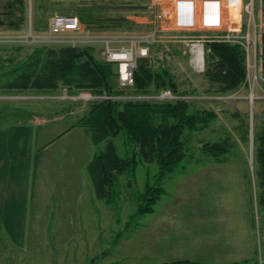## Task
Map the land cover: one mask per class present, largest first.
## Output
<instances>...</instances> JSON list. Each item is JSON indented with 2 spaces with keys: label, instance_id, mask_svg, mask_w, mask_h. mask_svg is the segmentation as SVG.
Instances as JSON below:
<instances>
[{
  "label": "rangeland",
  "instance_id": "obj_1",
  "mask_svg": "<svg viewBox=\"0 0 264 264\" xmlns=\"http://www.w3.org/2000/svg\"><path fill=\"white\" fill-rule=\"evenodd\" d=\"M91 2L147 5L148 1L94 0L81 4ZM78 3L76 0H0V13L10 12L9 17H0V23L11 24H0V175L11 179L7 196L0 183L2 199L6 196L7 201L14 189L19 193L16 183L24 185L21 198L13 196L20 201L21 211L7 213L4 227L0 223V264H166L178 260L264 264V208L260 204L255 161L256 136L264 126V77L260 66L251 69L241 89L220 94L205 78L206 67L204 71L193 67L188 49L184 46L162 49L161 43L151 49L150 65L155 69L168 68L174 75L177 90L132 93L135 86L120 84L119 64L115 65L118 78L114 88L121 92L117 94H97L92 89H69L63 85L46 93L5 88L9 81L4 75L6 71L20 66L39 50L37 47H55L21 43L15 38L30 31L45 35L55 14L80 18ZM260 7L262 0H256L257 21H260ZM81 13L92 16L84 23L92 34L142 35L157 27L162 36V22H157L154 13L148 10ZM110 17L129 18V21L107 22L105 19ZM247 23L248 17L244 16L243 25L247 27ZM93 51L99 61L109 63L102 47ZM163 55L167 57L164 61ZM166 90L189 98L185 101L150 98ZM82 93H92L98 100L77 99ZM106 101L186 102L197 110L213 111L218 117L205 130L187 132V157L181 168L158 182V165L141 162L136 171L119 177L108 201L97 196L87 168L107 142L96 145L83 129H76H81L77 123L90 112L91 104ZM8 111L22 115L23 123L33 115L34 124L45 122L50 127L54 123L55 128L47 132L50 141L37 147V129L30 137L29 128L15 127L12 139L13 134L5 133L7 128L2 123ZM59 123L65 127L63 132ZM225 139H230L232 145L225 162L217 163L201 154L200 147L204 144ZM113 141L122 158L132 155V144L126 138L120 136ZM10 162L13 164H7ZM147 185L158 186L164 192L154 212L135 216L141 204L139 197ZM15 222L19 226L14 228Z\"/></svg>",
  "mask_w": 264,
  "mask_h": 264
},
{
  "label": "trees",
  "instance_id": "obj_2",
  "mask_svg": "<svg viewBox=\"0 0 264 264\" xmlns=\"http://www.w3.org/2000/svg\"><path fill=\"white\" fill-rule=\"evenodd\" d=\"M78 10L82 23H88V16H92L81 13L88 10ZM262 19L264 21V0ZM94 21L100 22L93 20V23ZM19 23L23 24L21 21ZM210 48L211 52L206 56L205 71L208 83L220 94L241 89L248 77L245 49L241 45L229 43H213ZM37 49L39 50L20 66L4 73L9 77L5 88L21 91L32 89L46 93L56 91L63 85L69 89H92L97 94L121 93L114 88L118 78L115 65L99 61L93 47L55 46ZM260 60L264 77V35ZM134 79L132 93L135 94L159 93L164 89L178 88L171 71L165 67L155 69L150 65L149 59L138 61ZM217 117L213 111L197 110L191 103L186 102L152 104L106 101L91 104L90 112L77 126L96 145L107 142L106 148L89 165L97 196L109 201L119 177L128 171H136L141 162L158 165L160 182L183 166L187 157V132L205 130ZM120 136L132 144L130 157L122 158L118 153L113 139ZM229 143L230 139L206 143L200 147L201 154L217 163H223L232 151ZM255 161L258 166V186L261 190L260 204L264 208V126L256 136ZM163 192L158 186L147 185L139 197L141 204L135 216L154 212ZM166 264L206 263L178 260Z\"/></svg>",
  "mask_w": 264,
  "mask_h": 264
},
{
  "label": "built area",
  "instance_id": "obj_3",
  "mask_svg": "<svg viewBox=\"0 0 264 264\" xmlns=\"http://www.w3.org/2000/svg\"><path fill=\"white\" fill-rule=\"evenodd\" d=\"M76 1L81 4L94 0ZM146 1H148V11L154 13L157 22H162V36L157 27H154L150 33L142 35L92 34L91 28L85 26L78 17L55 14L50 19L45 35H37L30 31L26 36L16 37L15 41L46 46L102 47L105 60L119 64L120 84L131 87L135 86L134 72L138 67V61L151 60L153 58L151 49L161 43L162 49H181L184 46L183 48L188 49V54L191 55L193 67L201 71L205 70L206 56L211 52V44H238L246 51L248 76L252 68L257 70L260 63L264 21H257L256 0ZM244 16L248 17L247 27L243 25ZM176 44L179 45L176 47ZM117 45L119 47H116ZM165 58L167 59L163 55L162 61ZM171 58L172 56L168 60ZM161 93L157 97L150 98L183 101L189 98L178 97L171 90ZM253 96L252 93V98ZM65 98L70 99L67 95ZM96 98L92 93H82L77 97L86 101H96L98 100Z\"/></svg>",
  "mask_w": 264,
  "mask_h": 264
},
{
  "label": "crops",
  "instance_id": "obj_4",
  "mask_svg": "<svg viewBox=\"0 0 264 264\" xmlns=\"http://www.w3.org/2000/svg\"><path fill=\"white\" fill-rule=\"evenodd\" d=\"M259 16L262 19V7H260V9H259ZM8 113H10V114L7 115ZM4 117H5V120H3L2 123H5V128H7L5 133H8V132L12 133L13 134V138L12 139H14V137H15L14 134L16 132V130L13 131L14 127L15 128H29L28 132L30 134L29 135L30 137H32L33 131H35L37 129L39 131L38 133L35 134L37 147H39L40 145L41 146L44 145L47 141H50L51 138H49V135H48L47 132H49V130H52L53 128H55V124L54 123L51 124L52 126H50V127H48L49 124H46L45 122L44 123L42 122L40 125H37V123L34 124L33 120H31V119L36 117L35 115L30 117V119L28 121H25L24 123H23L22 120H20L22 115H18L16 112L12 113V111H8V112H6L4 114ZM63 117H61V120H63ZM58 126H60L62 128V132L65 130V127H63V123H59ZM32 128H34V129H32ZM76 129L77 130H82V128L81 129L76 128ZM4 130L5 129H3V132H4ZM30 137H29V139H30ZM14 143H15V140H14ZM19 145H21V144H19ZM90 162H91V160L89 161V163ZM7 164H13V162H10V163H7ZM5 166H6V164H4V167ZM87 168H89V166H87ZM89 172H90V170H89ZM16 181H18V180H16ZM10 182H11V179H10L9 176H7L5 174L0 175V183L3 184V189H4V193H5L6 196H7V190L6 189L9 187ZM21 182H23V181L21 180ZM16 186L20 189L19 193H17V191L14 189L13 193L11 192V195L8 198V200L9 199H11V200L14 199L13 201H8L7 200L8 201L7 202L5 200L6 196L4 197V199H2L1 194L3 195L4 193L0 190V215H1L0 223L2 224L3 227L6 225V220L5 219H6V214L7 213L8 214L9 213H14L15 214V212H17L16 210L21 211L20 210V208H21L20 201L17 200V197L13 198V196H19L21 198V192H22V190L24 188V185H20V184L16 183ZM15 201L17 203H15ZM18 215H20V213ZM20 217H22V215ZM15 225H16V227L19 226V224H17L15 222L14 223V228H15ZM19 229H21V228H19Z\"/></svg>",
  "mask_w": 264,
  "mask_h": 264
},
{
  "label": "water",
  "instance_id": "obj_5",
  "mask_svg": "<svg viewBox=\"0 0 264 264\" xmlns=\"http://www.w3.org/2000/svg\"><path fill=\"white\" fill-rule=\"evenodd\" d=\"M80 9L85 10H147V5H81L79 6ZM1 14V13H0ZM108 22H126L128 21L127 18H116V17H110L105 19ZM1 25H4V22L0 23Z\"/></svg>",
  "mask_w": 264,
  "mask_h": 264
},
{
  "label": "flooded vegetation",
  "instance_id": "obj_6",
  "mask_svg": "<svg viewBox=\"0 0 264 264\" xmlns=\"http://www.w3.org/2000/svg\"><path fill=\"white\" fill-rule=\"evenodd\" d=\"M9 14H10V12H3V14H2V16H0V17H9ZM7 22V24H10L9 23V21H6Z\"/></svg>",
  "mask_w": 264,
  "mask_h": 264
}]
</instances>
